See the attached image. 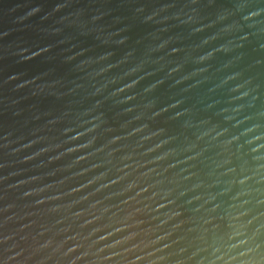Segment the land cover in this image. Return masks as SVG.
Returning a JSON list of instances; mask_svg holds the SVG:
<instances>
[{"label":"water","instance_id":"1","mask_svg":"<svg viewBox=\"0 0 264 264\" xmlns=\"http://www.w3.org/2000/svg\"><path fill=\"white\" fill-rule=\"evenodd\" d=\"M0 264H264V0H0Z\"/></svg>","mask_w":264,"mask_h":264}]
</instances>
